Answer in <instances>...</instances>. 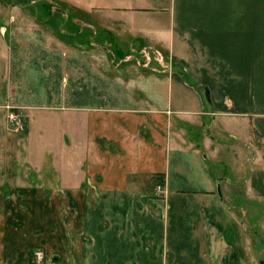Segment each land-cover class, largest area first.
<instances>
[{
  "label": "crops",
  "instance_id": "0c3cea01",
  "mask_svg": "<svg viewBox=\"0 0 264 264\" xmlns=\"http://www.w3.org/2000/svg\"><path fill=\"white\" fill-rule=\"evenodd\" d=\"M56 4L0 1V264H250L264 0Z\"/></svg>",
  "mask_w": 264,
  "mask_h": 264
},
{
  "label": "rangeland",
  "instance_id": "374dc122",
  "mask_svg": "<svg viewBox=\"0 0 264 264\" xmlns=\"http://www.w3.org/2000/svg\"><path fill=\"white\" fill-rule=\"evenodd\" d=\"M4 1V0H0ZM32 0H10V2H30ZM38 2H48L53 1L57 3V7L62 6V2L64 0H35ZM77 16V15H76ZM233 177V176H232ZM250 230L248 233L249 237V246L252 247V254L250 255L249 263L250 264H264V229H248ZM256 231H260L259 234H255ZM254 243V244H253ZM251 259H253V263H251Z\"/></svg>",
  "mask_w": 264,
  "mask_h": 264
},
{
  "label": "built area",
  "instance_id": "2783aa9c",
  "mask_svg": "<svg viewBox=\"0 0 264 264\" xmlns=\"http://www.w3.org/2000/svg\"><path fill=\"white\" fill-rule=\"evenodd\" d=\"M8 118H9V121L12 123H19L20 121L19 116L13 112L9 114ZM158 189L161 190L162 187L159 186ZM45 260H46V256L42 250L38 249L34 252V261L36 264H42L45 262Z\"/></svg>",
  "mask_w": 264,
  "mask_h": 264
},
{
  "label": "water",
  "instance_id": "95a60500",
  "mask_svg": "<svg viewBox=\"0 0 264 264\" xmlns=\"http://www.w3.org/2000/svg\"><path fill=\"white\" fill-rule=\"evenodd\" d=\"M207 95H208V93H207ZM217 192H218V195L220 197H222V192H221V187H220V181H217ZM261 264H263V263L261 262Z\"/></svg>",
  "mask_w": 264,
  "mask_h": 264
}]
</instances>
